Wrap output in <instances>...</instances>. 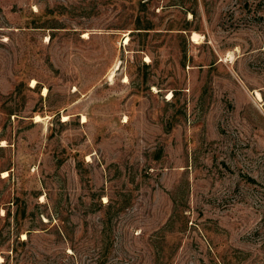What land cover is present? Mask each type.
I'll return each instance as SVG.
<instances>
[{"label":"rangeland","instance_id":"rangeland-1","mask_svg":"<svg viewBox=\"0 0 264 264\" xmlns=\"http://www.w3.org/2000/svg\"><path fill=\"white\" fill-rule=\"evenodd\" d=\"M0 264H264V0H0Z\"/></svg>","mask_w":264,"mask_h":264},{"label":"bare ground","instance_id":"bare-ground-1","mask_svg":"<svg viewBox=\"0 0 264 264\" xmlns=\"http://www.w3.org/2000/svg\"><path fill=\"white\" fill-rule=\"evenodd\" d=\"M196 37H197V35H196V34H193V35H192V40L195 41V40H196ZM123 39H124V38H123ZM127 41H128V38L125 37L124 44H126ZM146 60H148V58H146ZM115 64H116V63H115ZM115 64H114V65H115ZM117 68H118V63L114 66L113 71H111V73L109 74V78H110V79L112 78V76H113V74H114V71H115ZM125 79H126V78H125ZM31 86H32V87L35 86V81H32ZM44 93H45V90H44ZM44 93H43V94H44ZM35 119H36V121H39V120H41V117L36 116ZM84 120H85V119H83V121H84Z\"/></svg>","mask_w":264,"mask_h":264}]
</instances>
